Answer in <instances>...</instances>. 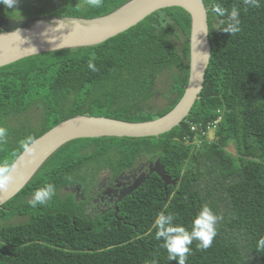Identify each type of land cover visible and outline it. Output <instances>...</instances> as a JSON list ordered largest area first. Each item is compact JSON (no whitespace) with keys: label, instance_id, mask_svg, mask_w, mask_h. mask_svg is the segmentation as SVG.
<instances>
[{"label":"trees","instance_id":"1","mask_svg":"<svg viewBox=\"0 0 264 264\" xmlns=\"http://www.w3.org/2000/svg\"><path fill=\"white\" fill-rule=\"evenodd\" d=\"M127 1L104 0L101 8H90L85 0L55 5L18 0L15 7L30 2L38 11L34 16L94 17ZM202 2L210 58L189 113L157 136L76 138L60 146L0 206V264H176L168 261L163 241L154 239V219L160 212L173 213L174 223L190 230L203 205L223 219L212 246L199 250L194 241L186 264H264V252L255 249L264 236V0L259 8L243 0ZM217 4L226 14L239 10L242 30L235 36L222 31L227 15L214 11ZM0 15L14 16L3 5ZM189 32V14L179 6L165 7L104 41L0 66V123L19 121L24 113L44 115L54 126L102 108L110 110L105 116L128 121L161 116L186 86ZM90 60L98 71L88 69ZM162 74L165 103L146 108L145 102L160 92L155 85ZM212 129L213 141L201 138L200 132ZM230 143L234 153L225 150ZM17 144H0V164L12 163L22 149ZM143 159H158L168 176L178 178L175 185H164L153 173L117 200L115 210L105 207L95 216L86 213V201L75 200L66 189L95 183L103 168L114 175ZM49 183L55 187L52 199L30 207L33 192ZM15 217L20 219L8 222Z\"/></svg>","mask_w":264,"mask_h":264},{"label":"water","instance_id":"2","mask_svg":"<svg viewBox=\"0 0 264 264\" xmlns=\"http://www.w3.org/2000/svg\"><path fill=\"white\" fill-rule=\"evenodd\" d=\"M179 6L190 16L188 78L175 105L161 116L143 121H128L107 116L77 114L68 117L33 139L34 149L27 156L22 149L12 163V179L0 190V206L15 195L32 177L44 160L69 140L87 137L157 136L174 126L189 113L200 92L210 58L207 13L202 0H129L109 13L94 17L74 15H36L10 18L0 15V66L46 51L85 46L104 41L135 25L155 10ZM149 173H156L164 184H175L159 160ZM137 177L135 189L144 181Z\"/></svg>","mask_w":264,"mask_h":264},{"label":"clouds","instance_id":"3","mask_svg":"<svg viewBox=\"0 0 264 264\" xmlns=\"http://www.w3.org/2000/svg\"><path fill=\"white\" fill-rule=\"evenodd\" d=\"M103 3L104 0H85V4L90 8H101ZM243 3L252 8L260 7V0H243ZM16 4L17 0H0V5H3L5 9H14ZM214 11L220 16L227 15L225 23L220 26L222 31L230 34V36H235L242 30L240 13L237 8L233 7L230 14H226L225 10L217 4ZM87 67L93 72L98 71L96 64L91 60ZM210 124L214 126L213 122ZM6 138L7 129L0 127V144L6 143ZM32 144V137H28L20 145L27 156H31L34 151ZM15 167L14 162L0 164V190H3L12 179V171ZM54 195L55 187L49 183L35 190L27 203L30 207L36 208L38 205H45ZM175 219L176 216L173 213H158L153 222L154 239L163 241L160 246L166 249L169 262L175 261L176 264H186L187 257L192 251L190 246L194 241L197 242L196 248L199 250H207L212 246L217 235V225L223 217L214 213L209 206L203 205L194 216L190 230L182 224L174 223ZM255 249L257 252H264V236L258 239Z\"/></svg>","mask_w":264,"mask_h":264},{"label":"rangeland","instance_id":"4","mask_svg":"<svg viewBox=\"0 0 264 264\" xmlns=\"http://www.w3.org/2000/svg\"><path fill=\"white\" fill-rule=\"evenodd\" d=\"M45 1L48 4L52 3L55 5V3L61 4L63 0H45ZM29 4H30V2H28L26 4L23 3L21 6H17L14 9H11V11L13 12V15H14L11 18H25V17L34 16L35 14H37V12H38L37 8H35ZM16 5H18V4H16ZM27 10H30V11H27ZM27 12L31 13V15H29ZM163 81L164 80H163V74H162L157 79L156 85H155L156 87L160 88V92L155 93L147 102H145L146 108L151 107L153 109H158L164 105L165 97L160 94L162 90L163 91L165 90V83ZM38 110L39 109H32V111L34 113H37ZM41 112H42V109H41ZM107 113H110V110H108L107 108H105V109L102 108L100 111L99 110H93V111H84L83 112L84 115H88V116H99L101 114H103L101 116H105V115H107ZM107 117H109V116H107ZM111 118H114V117H111ZM18 119H19V121H17V120L15 122L12 121V123L8 122V121H3L0 123V127H4L7 129L6 143L18 141L17 147H20L21 143L26 138H28V137L33 138L38 133H40L43 128H45L46 126L48 127L49 125H52V122L47 120L44 115L41 117H39L38 115L33 117L31 114L27 115V114L23 113ZM203 134H204V137H203ZM200 135H201V138H204L207 141H213L215 139L213 129L207 130L204 133H201ZM201 138L196 137L193 142L198 144L201 141ZM225 150L229 151L230 153H234V147L231 143L225 147ZM146 161L147 160L143 159L142 162H145V164H146ZM136 164H138V163H136ZM129 170L130 169H121L118 171L120 173L118 176H122V175H124V176H122V178L120 177L121 178L120 180L119 179L116 180L117 184L119 183V181L123 182L124 179H126L125 176H128L130 174L128 172H131ZM148 170H149V168H148ZM108 173L110 174L109 168L108 167L103 168L98 172L97 178L109 176ZM151 173L152 172L149 173V171H148L146 174H143V175H145V179L142 182H145V180L150 176L149 174H151ZM130 176H132V175H130ZM136 179H137V177H136ZM176 182H177V180H176ZM164 185H166V184H164ZM173 185H175V184H173ZM18 219H20V218L15 217L8 222L15 223L14 221L18 220Z\"/></svg>","mask_w":264,"mask_h":264},{"label":"flooded vegetation","instance_id":"5","mask_svg":"<svg viewBox=\"0 0 264 264\" xmlns=\"http://www.w3.org/2000/svg\"><path fill=\"white\" fill-rule=\"evenodd\" d=\"M155 160L146 161V164L145 162L138 161V164L129 170L131 171L128 172L130 174L125 176L126 179H124L123 182L119 181L118 184L116 183V180H120L124 175L118 176L120 173L117 171L114 175L108 173L109 176L101 178L98 177L95 183L89 184L84 188L80 184H72L66 186V189L73 194L75 200L86 201V213H92V216H95L93 213H100L101 211V213H104L105 207H108V209L112 207L115 210L114 203L120 198L127 197L128 192L134 191L132 185H134L133 183L136 181V177H138L141 173L146 174L150 164L151 167H154ZM153 173L154 172L151 174ZM137 184L138 183L135 185ZM113 212L115 213V211Z\"/></svg>","mask_w":264,"mask_h":264},{"label":"built area","instance_id":"6","mask_svg":"<svg viewBox=\"0 0 264 264\" xmlns=\"http://www.w3.org/2000/svg\"><path fill=\"white\" fill-rule=\"evenodd\" d=\"M211 126H213V125H211ZM205 132V131H204ZM204 132H200V133H204Z\"/></svg>","mask_w":264,"mask_h":264}]
</instances>
